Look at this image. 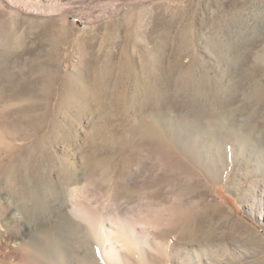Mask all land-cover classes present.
I'll list each match as a JSON object with an SVG mask.
<instances>
[{"label": "rangeland", "instance_id": "obj_1", "mask_svg": "<svg viewBox=\"0 0 264 264\" xmlns=\"http://www.w3.org/2000/svg\"><path fill=\"white\" fill-rule=\"evenodd\" d=\"M261 90L264 0H0V264H264Z\"/></svg>", "mask_w": 264, "mask_h": 264}, {"label": "bare ground", "instance_id": "obj_2", "mask_svg": "<svg viewBox=\"0 0 264 264\" xmlns=\"http://www.w3.org/2000/svg\"><path fill=\"white\" fill-rule=\"evenodd\" d=\"M8 54V52H7ZM254 89V88H253ZM259 89V88H258ZM261 91H264V90H261ZM255 92V91H254ZM256 94H260V92H255ZM264 94V93H263ZM262 94V96H263ZM262 98V97H261ZM132 147V146H131ZM157 148V147H156ZM158 149V148H157ZM166 156V155H165ZM164 156V157H165ZM180 166V165H178ZM175 167H176V164H175ZM179 168V167H178ZM182 169V166L180 167ZM180 170V169H178ZM189 171V170H188ZM75 203V202H74ZM65 205V204H64ZM208 211H206L205 213L204 212H201L200 214H194L192 213L190 215V217L188 218L187 221H184V223L182 224V226L180 227V230L178 231L177 233V229L175 230V233H177L178 237L181 238L182 242L181 244L182 245H186L187 243H190V242H195L197 238H199V235L202 233L205 235V232L208 233V230H207V226H208V223L210 221H212L211 219L218 215V209L215 208L214 206H210L207 208ZM79 212V211H78ZM52 215V214H51ZM38 217V216H37ZM36 220V219H35ZM42 220V219H41ZM46 221V220H45ZM37 222V221H36ZM210 224V223H209ZM39 226V225H38ZM37 227V226H36ZM40 227V226H39ZM38 227V228H39ZM201 228V229H200ZM194 229V230H192ZM229 232H228V235L229 236H233L235 234H240V233H244L243 231V228L241 226H239L238 224H232L230 225V228H229ZM200 231V232H198ZM245 231L247 232L248 230L245 229ZM249 233V232H248ZM251 233V232H250ZM174 234V233H173ZM175 235V234H174ZM209 235V234H208ZM207 235V236H208ZM206 236V235H205ZM209 237V236H208ZM136 239V238H135ZM108 241L110 243H112V247H111V252H115L117 258L119 253L121 254V252L116 248L114 247L113 245V240L108 237ZM248 241L250 242L251 245H254L255 243L259 245V240H257L255 237L253 236H250L248 237ZM6 244H7V247H11L10 245V240H6ZM255 244V245H256ZM177 245V244H176ZM204 245V244H203ZM205 246V245H204ZM224 250V249H222ZM123 256V255H122ZM120 257V260L121 262H123L122 258L123 257ZM227 256V255H226ZM47 260V259H46ZM185 261L187 263H191V259L189 256H185ZM118 264V263H117Z\"/></svg>", "mask_w": 264, "mask_h": 264}]
</instances>
